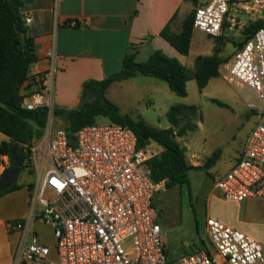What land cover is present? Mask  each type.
Returning <instances> with one entry per match:
<instances>
[{"label": "built area", "instance_id": "obj_1", "mask_svg": "<svg viewBox=\"0 0 264 264\" xmlns=\"http://www.w3.org/2000/svg\"><path fill=\"white\" fill-rule=\"evenodd\" d=\"M239 15H246L249 24L264 20V0H205L195 9L194 28L219 36L225 24L234 29L241 22ZM47 57L48 68L30 70L20 94L26 109L47 107L50 117L55 109L56 47ZM226 70L229 83L256 95L259 104L250 107L257 110L258 122L216 188L227 200L264 201V27L239 47ZM7 139L0 129V177L12 165L10 152L3 150ZM22 147L25 169L33 171L36 180L28 186V213L9 223L19 234L13 264H264L259 240L213 217L207 220L211 250L169 258L154 205L165 180L155 182L148 168V160L161 147L151 143L139 148L129 125L96 121L83 126L72 140L65 127H54L48 120L42 137ZM43 222L53 228L54 248L42 241L34 226Z\"/></svg>", "mask_w": 264, "mask_h": 264}, {"label": "trees", "instance_id": "obj_2", "mask_svg": "<svg viewBox=\"0 0 264 264\" xmlns=\"http://www.w3.org/2000/svg\"><path fill=\"white\" fill-rule=\"evenodd\" d=\"M186 1L195 6L201 2V0ZM23 6V0H0V129L8 137L3 146L4 152L9 153L10 145L15 143L16 161L12 160V164L22 167V170L27 166L22 144H31L35 139L42 137L49 118L47 107L26 109L23 105L25 98L20 94V88L28 78L31 66L38 59L34 39L27 35V27L22 17ZM194 17L195 9L185 17L181 29L178 30L174 26L177 20L175 15L161 31V36L183 55L190 53L195 30ZM262 27L264 20L251 23L247 29L248 35L241 46L255 30ZM215 38L217 44L213 54L199 55L193 71L179 59L170 57L159 49L148 59L138 61L137 48L130 46L119 72L101 80L86 81L79 106L71 109L55 108L54 112L68 122L65 128L72 140L83 126L93 124L101 117L129 125L137 136L139 148H145L151 143L161 147V150L148 160L150 177L155 182L165 180L166 189L184 185L190 188V171L196 168L208 170L216 165L222 155V151L217 149L200 166H194L188 160L187 148L180 139L198 127V123L191 119V115H197L199 107L187 104L173 105L167 115L171 125L160 128L143 119H135L124 114L106 93L114 82L130 79L139 74L166 81L171 90L180 96L187 95V82L192 79L197 81L202 91L212 78L220 75L222 65L227 62L221 57L222 49L218 46V43L222 42L223 35ZM212 100L221 106L225 105L220 99ZM19 186L17 182L12 188L0 192V196ZM154 205L158 209L155 198ZM158 213L161 214V210L158 209Z\"/></svg>", "mask_w": 264, "mask_h": 264}, {"label": "rangeland", "instance_id": "obj_3", "mask_svg": "<svg viewBox=\"0 0 264 264\" xmlns=\"http://www.w3.org/2000/svg\"><path fill=\"white\" fill-rule=\"evenodd\" d=\"M197 6L189 3L184 9L190 14ZM239 16L241 22L234 29L224 27L222 42L218 43L222 49L221 57L227 62L248 35L247 29L250 26L246 22L248 17ZM184 19L176 20L174 24L176 29H181ZM203 33L195 29L196 41L205 44L214 43L215 47L216 38H209ZM202 34L203 37L199 38ZM116 46L115 49L100 47L102 53L106 54L108 67L118 61L116 59L118 43ZM195 54L193 50L190 57H194ZM145 56L147 54L143 52L138 60H145ZM121 65L119 63L113 74L121 70ZM226 66L222 65L220 75L212 78L202 91L195 79L189 80L186 96H180L172 91L166 81L142 74L116 81L107 91V97L115 102L124 114L135 119H143L160 128L171 125L167 116L171 106L176 104L198 106L197 115H191V119L198 123V127L180 139L187 148L189 162L194 166H200L215 150L222 151L221 158L210 169L196 168L190 171V188L187 185L164 188L155 197L158 209L161 210L159 222L162 225L163 236L168 242V256L171 260H178L184 254L197 249L211 250L207 230L208 218H217L231 225L230 219L237 210L236 202L225 199L217 190L216 182L224 172L231 169L233 161L239 158L244 149L248 135L258 122L257 110H253L250 103L259 104V101L252 90L245 87L238 88L227 81L224 76L227 72ZM213 98L220 99L225 105L217 104L212 100ZM48 120L54 127L68 125V122L55 112ZM97 121L110 120L101 117ZM35 180V173L24 169L19 175L18 182L29 184ZM34 226L42 241L54 248L57 239L52 226L45 222L36 223ZM261 242L264 244L263 241Z\"/></svg>", "mask_w": 264, "mask_h": 264}, {"label": "crops", "instance_id": "obj_4", "mask_svg": "<svg viewBox=\"0 0 264 264\" xmlns=\"http://www.w3.org/2000/svg\"><path fill=\"white\" fill-rule=\"evenodd\" d=\"M23 2L22 17L27 35L34 39L38 57L31 71L48 68L47 53L53 47H56L59 55L52 94L55 108L79 106L84 83L112 75L119 63L122 64L130 46L137 48V60L143 52H146L148 59L159 49L179 59L191 71L195 69L199 55H212L214 43L196 41L195 30L188 55L180 53L161 36V31L175 15L177 19L187 16L188 11L184 7L190 2L186 0H59L58 4L56 0ZM28 16H32L30 23L26 21ZM116 43L119 45L118 61L108 67L106 54L102 53L100 47L115 49ZM193 50L196 54L191 58ZM235 54L224 65L230 64ZM237 160L233 161V165ZM18 183L19 188L0 196V264H13L19 234L10 228L9 223L24 217L29 209L28 183ZM234 202L237 210L230 219V226L264 242V201L247 199Z\"/></svg>", "mask_w": 264, "mask_h": 264}, {"label": "water", "instance_id": "obj_5", "mask_svg": "<svg viewBox=\"0 0 264 264\" xmlns=\"http://www.w3.org/2000/svg\"><path fill=\"white\" fill-rule=\"evenodd\" d=\"M15 143H12L10 145V155L12 157V160L16 161V152H15ZM22 171V167L12 164L6 172L0 177V192H4L10 188H12L19 179V175Z\"/></svg>", "mask_w": 264, "mask_h": 264}]
</instances>
